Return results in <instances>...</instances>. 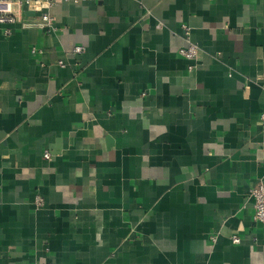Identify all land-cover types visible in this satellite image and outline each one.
Masks as SVG:
<instances>
[{"label":"crops","instance_id":"0c3cea01","mask_svg":"<svg viewBox=\"0 0 264 264\" xmlns=\"http://www.w3.org/2000/svg\"><path fill=\"white\" fill-rule=\"evenodd\" d=\"M48 12L0 24V264H264V0Z\"/></svg>","mask_w":264,"mask_h":264},{"label":"built area","instance_id":"2783aa9c","mask_svg":"<svg viewBox=\"0 0 264 264\" xmlns=\"http://www.w3.org/2000/svg\"><path fill=\"white\" fill-rule=\"evenodd\" d=\"M88 1L95 0H11L13 4L14 11L10 13H2L0 12V24H14L20 21V12L22 8H26L31 12L41 13V23L38 24L40 27L50 28L53 24V19L49 15V9L61 2H69L80 4ZM183 32L185 38L188 40L189 29L186 26H183ZM6 35L10 34L9 30L4 32ZM36 49L32 48L31 52L36 53ZM83 51V47H75L73 52L79 54ZM179 53L188 60H192L195 58L197 54V49L194 45L189 44L185 49H180ZM62 65L61 62H59ZM45 158H49V155L45 154ZM250 198L253 201V220L256 223L261 224L264 227V184L262 182H258L250 189ZM41 200L37 199L36 206H41ZM230 240L233 244L240 243V237L237 234H234L230 237Z\"/></svg>","mask_w":264,"mask_h":264},{"label":"clouds","instance_id":"9594fccd","mask_svg":"<svg viewBox=\"0 0 264 264\" xmlns=\"http://www.w3.org/2000/svg\"><path fill=\"white\" fill-rule=\"evenodd\" d=\"M13 4L11 0H0V12L2 13H10L13 12Z\"/></svg>","mask_w":264,"mask_h":264}]
</instances>
